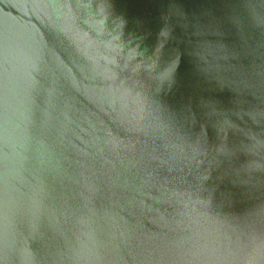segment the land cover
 Instances as JSON below:
<instances>
[{
  "label": "water",
  "instance_id": "obj_1",
  "mask_svg": "<svg viewBox=\"0 0 264 264\" xmlns=\"http://www.w3.org/2000/svg\"><path fill=\"white\" fill-rule=\"evenodd\" d=\"M0 264H264V0H0Z\"/></svg>",
  "mask_w": 264,
  "mask_h": 264
}]
</instances>
